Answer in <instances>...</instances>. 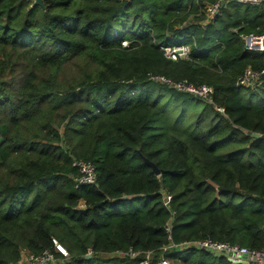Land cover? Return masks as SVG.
Listing matches in <instances>:
<instances>
[{"label": "trees", "instance_id": "trees-1", "mask_svg": "<svg viewBox=\"0 0 264 264\" xmlns=\"http://www.w3.org/2000/svg\"><path fill=\"white\" fill-rule=\"evenodd\" d=\"M203 1L0 0V264L55 252L52 239L68 253L54 264H140L147 251L148 264H232L162 251L203 239L264 248V80L233 84L264 68L238 37L264 31V3H229L201 27ZM155 75L210 86L223 115ZM74 160L97 186L76 184Z\"/></svg>", "mask_w": 264, "mask_h": 264}, {"label": "built area", "instance_id": "built-area-1", "mask_svg": "<svg viewBox=\"0 0 264 264\" xmlns=\"http://www.w3.org/2000/svg\"><path fill=\"white\" fill-rule=\"evenodd\" d=\"M31 1L35 3L36 0ZM229 3L259 6L264 3V0H213L212 2L203 1V4L199 10V15H201L202 18L197 21V24L203 27L206 24L210 23L215 18V16L220 13V11L223 10ZM233 31L235 32V30ZM238 37L241 40L243 48L246 51L264 52V31L259 33H240ZM127 45V41L122 42V46ZM160 49L168 59L173 61H176L177 59H187L190 51V48L187 45H163L160 46ZM261 74H263V78L260 77ZM150 79L155 82L166 84L169 87L173 88L175 91L191 95L208 104H212L213 109L223 115V109L213 104L211 97L213 91L212 88L208 85H194L190 82H187L186 80L172 81L161 75L151 76ZM261 80H264V68L258 71H253L250 67L247 66L238 76H236L233 84L234 86L240 88H250L259 85ZM256 134V137L262 136V134ZM73 165L78 170V175L74 178L77 185L97 186L96 171L93 164L82 160H74ZM170 199V195H163V201L166 206L169 205ZM166 231L168 233L170 232V225L168 223L166 225ZM168 238L171 241L170 236ZM52 242L55 246L56 253L50 250H44L39 254H33L29 251L22 250L21 259L16 264H54L57 261V253L61 254L63 257H68L66 249L61 246L57 242V240L52 239ZM187 247H193L199 250H204L218 257H224L229 263L232 264H241L242 260H245L247 264H264V248L247 249L227 242H216L209 239L187 241L179 244L170 242L168 245L163 247L162 251L164 252L169 249H182ZM130 254L131 256L136 255V253L133 252H130ZM242 256H245V259H242ZM150 257L151 252L147 251L145 254V259L141 260L140 264H148ZM157 264L173 263L168 258L162 256Z\"/></svg>", "mask_w": 264, "mask_h": 264}, {"label": "water", "instance_id": "water-1", "mask_svg": "<svg viewBox=\"0 0 264 264\" xmlns=\"http://www.w3.org/2000/svg\"><path fill=\"white\" fill-rule=\"evenodd\" d=\"M36 5H42L43 4V0H36L35 3ZM261 78H263V74L260 75ZM257 134L256 133H251V137H256ZM139 153H141V151L139 150ZM144 162L146 165H148L152 171L154 172L155 175H159L160 174V170L157 168V166L149 161L148 159L146 158H143ZM87 257H90V254L87 255ZM242 259H245V256H242ZM241 264H247V262L245 260H242Z\"/></svg>", "mask_w": 264, "mask_h": 264}, {"label": "rangeland", "instance_id": "rangeland-1", "mask_svg": "<svg viewBox=\"0 0 264 264\" xmlns=\"http://www.w3.org/2000/svg\"><path fill=\"white\" fill-rule=\"evenodd\" d=\"M232 12L229 10V14H231ZM228 18L224 17L223 20H227ZM230 19V18H229ZM199 109V106L198 108ZM140 205L138 203H124V204H120L118 206L115 207V210L118 212H122V213H127L133 210H136ZM117 255H122L121 253L117 254Z\"/></svg>", "mask_w": 264, "mask_h": 264}]
</instances>
